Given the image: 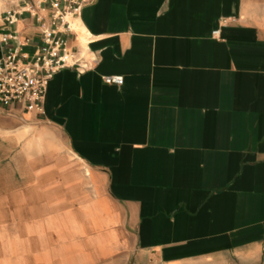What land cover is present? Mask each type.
Listing matches in <instances>:
<instances>
[{
  "label": "crops",
  "instance_id": "obj_1",
  "mask_svg": "<svg viewBox=\"0 0 264 264\" xmlns=\"http://www.w3.org/2000/svg\"><path fill=\"white\" fill-rule=\"evenodd\" d=\"M18 3L0 35L31 57L51 12L7 23ZM79 20L86 48L62 37L96 63L58 71L41 112L0 104V132L48 141L0 174V264H264V0H96Z\"/></svg>",
  "mask_w": 264,
  "mask_h": 264
},
{
  "label": "built area",
  "instance_id": "obj_2",
  "mask_svg": "<svg viewBox=\"0 0 264 264\" xmlns=\"http://www.w3.org/2000/svg\"><path fill=\"white\" fill-rule=\"evenodd\" d=\"M19 2L15 9L6 12L7 23L17 21L19 15L30 13L38 21L43 11L51 12L53 27L42 26V43L30 57L22 51L23 43L17 33H2L0 40L6 50L0 57V104L21 103L27 110L41 112L49 81L63 68L76 67L78 72L91 68L95 58L88 59L78 50L71 49L62 34L74 32L71 19L79 17L84 7L96 0H9ZM219 30L213 32L218 33ZM75 33V32H74ZM10 41H14L12 45ZM105 83L122 85L120 75H104Z\"/></svg>",
  "mask_w": 264,
  "mask_h": 264
},
{
  "label": "rangeland",
  "instance_id": "obj_3",
  "mask_svg": "<svg viewBox=\"0 0 264 264\" xmlns=\"http://www.w3.org/2000/svg\"><path fill=\"white\" fill-rule=\"evenodd\" d=\"M85 56L88 57L87 53L85 54ZM29 138H32L33 140L30 143H27ZM47 142L48 141L46 140V137L42 136L41 134L36 135V129L34 128L31 130H26V131L24 130L23 135L18 130L15 132H11V131L0 132V174H2V171H5L7 169L8 171H5V173L3 172V174L17 175L18 172H15L17 171V169L14 166L7 167L6 164L9 161H14L17 159V158L13 159V156L14 153L17 154L20 144L24 148L25 145L29 144L27 146V149L25 148L26 149L25 155L26 157H30L31 155L34 154L43 153L44 148H46V145H48ZM8 148H12V151L7 158H4L3 156L6 155V149ZM4 168L6 169L4 170Z\"/></svg>",
  "mask_w": 264,
  "mask_h": 264
},
{
  "label": "bare ground",
  "instance_id": "obj_4",
  "mask_svg": "<svg viewBox=\"0 0 264 264\" xmlns=\"http://www.w3.org/2000/svg\"><path fill=\"white\" fill-rule=\"evenodd\" d=\"M71 28L77 34L78 40L80 41L81 45L84 48H86V44L88 42L87 30L85 29V27L83 26V24L79 20V17H75V18L71 19ZM88 173H89V169H88Z\"/></svg>",
  "mask_w": 264,
  "mask_h": 264
}]
</instances>
